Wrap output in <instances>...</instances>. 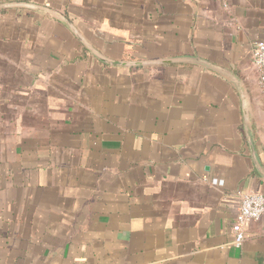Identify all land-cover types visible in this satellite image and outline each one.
Returning a JSON list of instances; mask_svg holds the SVG:
<instances>
[{
    "label": "crops",
    "instance_id": "crops-1",
    "mask_svg": "<svg viewBox=\"0 0 264 264\" xmlns=\"http://www.w3.org/2000/svg\"><path fill=\"white\" fill-rule=\"evenodd\" d=\"M257 41L264 0H0V264H264Z\"/></svg>",
    "mask_w": 264,
    "mask_h": 264
},
{
    "label": "built area",
    "instance_id": "built-area-1",
    "mask_svg": "<svg viewBox=\"0 0 264 264\" xmlns=\"http://www.w3.org/2000/svg\"><path fill=\"white\" fill-rule=\"evenodd\" d=\"M254 68L258 73V83L264 91V41H257L252 49ZM215 184H220L216 182ZM264 218V194L247 193L243 196L240 207L232 226L234 240L232 245L242 247L248 225Z\"/></svg>",
    "mask_w": 264,
    "mask_h": 264
},
{
    "label": "water",
    "instance_id": "water-1",
    "mask_svg": "<svg viewBox=\"0 0 264 264\" xmlns=\"http://www.w3.org/2000/svg\"><path fill=\"white\" fill-rule=\"evenodd\" d=\"M77 37L90 49L93 51V53L98 54V51L95 50L91 45H89L87 42H84L79 35H77ZM100 60L110 64V65H116V66H139V65H155V64H162V63H171L173 61H154V62H119V61H110L107 60L103 57H100ZM249 143L251 145V151L253 154V158L256 161V156H255V151H254V147L252 145L250 136H249Z\"/></svg>",
    "mask_w": 264,
    "mask_h": 264
}]
</instances>
